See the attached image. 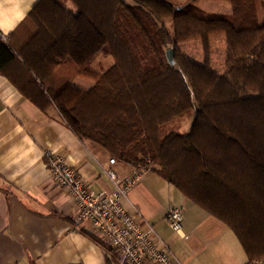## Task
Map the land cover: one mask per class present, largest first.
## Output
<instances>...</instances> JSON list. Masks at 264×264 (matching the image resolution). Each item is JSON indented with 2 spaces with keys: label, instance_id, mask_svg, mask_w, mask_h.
Here are the masks:
<instances>
[{
  "label": "trees",
  "instance_id": "trees-1",
  "mask_svg": "<svg viewBox=\"0 0 264 264\" xmlns=\"http://www.w3.org/2000/svg\"><path fill=\"white\" fill-rule=\"evenodd\" d=\"M68 1L75 12L39 1L0 47L2 74L33 106L55 105L81 141L151 169L225 223L249 263L264 260V21L254 0H219L231 2V18L206 16L202 0L184 10L168 0ZM219 37L227 40L222 73L211 60ZM196 41L202 65L179 48ZM101 54L114 65L97 72L91 64ZM78 77L93 87H77ZM188 111L195 113L189 133L161 136Z\"/></svg>",
  "mask_w": 264,
  "mask_h": 264
},
{
  "label": "crops",
  "instance_id": "crops-1",
  "mask_svg": "<svg viewBox=\"0 0 264 264\" xmlns=\"http://www.w3.org/2000/svg\"><path fill=\"white\" fill-rule=\"evenodd\" d=\"M39 1L0 0V47L11 41V34ZM215 39L210 46L214 70ZM105 56L98 63L101 69L114 65L113 57ZM8 80L0 71V264H114L104 240L88 223L77 221L76 202L53 183L46 153L66 160L95 194L116 190L108 170L121 181L140 171L117 160L111 164L108 151L81 141L55 105L40 110ZM78 81L74 84L85 90L94 85L81 86ZM123 206L128 214L154 226L177 264H264V260L249 263L241 242L225 223L152 170L128 191ZM172 208L184 210L182 234L169 230L166 219Z\"/></svg>",
  "mask_w": 264,
  "mask_h": 264
},
{
  "label": "built area",
  "instance_id": "built-area-1",
  "mask_svg": "<svg viewBox=\"0 0 264 264\" xmlns=\"http://www.w3.org/2000/svg\"><path fill=\"white\" fill-rule=\"evenodd\" d=\"M46 157L53 183L66 191L77 204V221L88 223L104 240L112 250L110 258L114 264H177L174 254L154 226L128 214L123 206L128 191L151 169L134 173L123 181L113 170H108L107 175L116 184V190L110 194H95L66 160L50 152L46 153ZM115 163L116 160L112 159L111 164ZM184 218L182 208H172L166 219L170 230L182 234Z\"/></svg>",
  "mask_w": 264,
  "mask_h": 264
},
{
  "label": "rangeland",
  "instance_id": "rangeland-1",
  "mask_svg": "<svg viewBox=\"0 0 264 264\" xmlns=\"http://www.w3.org/2000/svg\"><path fill=\"white\" fill-rule=\"evenodd\" d=\"M60 1L66 8H71L70 10H73L75 12V7L73 6L71 1L68 0H58ZM169 2L172 3V5L175 6V10H184L186 9V6L190 4V0H168ZM255 3L254 6H256L258 10V16H259V21L262 23L264 21V3L263 0H254ZM198 9H201L203 11V14L206 16H222L226 18H231L233 14V7L231 2H224V1H219V0H202V2L199 4ZM173 21L168 20L167 26L170 29V31L173 33L174 32V26H173ZM222 39V40H221ZM227 40L225 37L222 38H216L213 40V46L216 47V56H215V63H216V68L215 72L220 73L222 67H223V72L225 70L226 66V59H227ZM203 44L201 41H196V42H189V43H183L179 48L183 50L185 54L190 56L192 61L197 62L198 64H204L205 62V55L203 51ZM187 56V57H188ZM105 54H101L94 62L92 65V68L94 70L98 71H106L109 69V65L101 69L98 65L101 61H103V58H105ZM103 66V65H102ZM222 73V72H221ZM76 80H79L80 83H82L81 86L84 85V83H91V81L83 79V78H76ZM78 81V82H79ZM77 83V81H76ZM195 118V113L192 111L184 112V114L178 116L165 126H162L161 130V136L166 137L172 132H179L182 134L187 133L190 128L192 127L191 125L194 122ZM170 230V229H169ZM170 232L175 233L174 231L170 230ZM178 234V233H177Z\"/></svg>",
  "mask_w": 264,
  "mask_h": 264
},
{
  "label": "water",
  "instance_id": "water-1",
  "mask_svg": "<svg viewBox=\"0 0 264 264\" xmlns=\"http://www.w3.org/2000/svg\"><path fill=\"white\" fill-rule=\"evenodd\" d=\"M167 58H168V62H169L171 65H174V64H175V51H174V49L170 48V49L167 51Z\"/></svg>",
  "mask_w": 264,
  "mask_h": 264
}]
</instances>
